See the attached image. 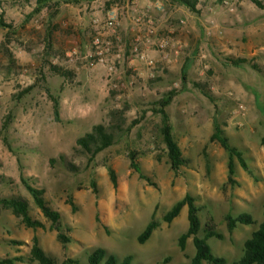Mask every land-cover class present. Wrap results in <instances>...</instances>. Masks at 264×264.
<instances>
[{
	"label": "rangeland",
	"instance_id": "rangeland-1",
	"mask_svg": "<svg viewBox=\"0 0 264 264\" xmlns=\"http://www.w3.org/2000/svg\"><path fill=\"white\" fill-rule=\"evenodd\" d=\"M133 1L119 0L117 3L116 14L123 40L133 38L131 20L139 15L154 19L157 31L144 48L147 54L144 60L126 55L119 60L112 58L115 71L111 75L100 65L89 67L84 60L77 64L68 61V54L74 50L83 54L89 50L84 33L67 41L62 33L55 34L58 45L66 49V65L79 67L77 77L71 82L61 77L49 79L53 93L59 99V122L54 119L52 102L39 87L20 101L13 98L16 82L24 87L33 82L30 72L38 66L37 55L41 48L29 51L26 45L32 37V29L40 30L48 18V10L25 23L19 28L16 40H12L13 52L24 70L16 82L0 81V129L4 115L11 112L7 136L13 150L10 151L0 139V196L30 198L20 180L24 177L35 187L45 189V198L51 206L59 208L62 222L70 225L73 233L66 250H62L55 231L48 229L49 223L46 229L34 231L22 226L11 211L1 210L0 257H27L32 237L37 235L45 252L58 258L59 262L67 256L85 264L87 255L95 247L102 246L119 259L130 255L131 264H188L195 254L193 238H188L185 250L178 245L180 235L188 228L187 207L172 222L162 221L145 243L138 242V236L152 216L161 221L164 214L188 193L201 208L199 236H204L206 217L212 215L223 239L213 237L208 243L216 255L226 259V264H234L242 254L245 239L263 221L264 116L259 103L264 104V11L246 0H225L226 3L224 0L221 3L206 0L199 15H193L183 7L170 8L163 0ZM4 2L6 20L19 27L32 7L26 3L10 5L9 0ZM75 13L82 14L81 11L66 10L59 19L62 16L65 22L70 21ZM84 13L87 15L84 20L77 21L87 27L85 33H88L91 17H107L90 11ZM59 19L57 17L56 21ZM173 36L182 39L183 47L178 55L166 61L161 58L160 44ZM3 38L4 31L0 30V41ZM168 51L172 53V50ZM237 56L253 60L250 64L256 63L258 68H252L249 63L237 68L224 66L227 57ZM186 59L191 60L190 80L200 81L207 76L215 102L189 85L167 107L176 140L189 159L178 174L171 170L166 159L158 162L153 154H149L141 158V168L153 184L141 180L129 169L124 141L105 150L95 167L85 156L74 154L77 137L105 120L106 99L111 88L121 92L115 99L117 106L124 101L130 104L128 116L131 121L139 117L141 108L157 100L163 92L182 87L180 75ZM158 60L166 63L163 68L167 71L159 72L161 80H154V63ZM122 82L126 83L123 89ZM215 117L230 144L243 153L250 168V172L244 170L235 159L234 186L224 187L227 152L219 144L209 142ZM157 122L158 118L149 111L133 127L129 136L138 148H164L161 138L151 140ZM103 157H109L117 173L116 189L106 168L99 163ZM51 158L55 159L54 167L50 164ZM63 158L72 160L80 172L68 170ZM90 176L96 181V194L77 189L78 185L88 183ZM65 191L73 195L76 211L65 203ZM30 207L31 215L44 222L39 211L32 204ZM244 212L252 216L254 223L238 224L233 233H229L225 215L237 216ZM12 240L22 244L11 245ZM166 258H169L168 262H165ZM20 264L39 263L25 261Z\"/></svg>",
	"mask_w": 264,
	"mask_h": 264
},
{
	"label": "trees",
	"instance_id": "trees-1",
	"mask_svg": "<svg viewBox=\"0 0 264 264\" xmlns=\"http://www.w3.org/2000/svg\"><path fill=\"white\" fill-rule=\"evenodd\" d=\"M5 0H0V30L4 31V38L0 41V75L1 82L14 81L23 72V66L15 56L12 49V40H16V34H18L19 28L28 24L34 16L41 15L44 11L48 10V18L43 22L40 30L32 29L31 38L28 40L26 49L31 51L35 48H41L38 52V66H35L30 74L33 77V82L27 84L25 87L15 84V93L13 98L15 101H20L26 95H29L35 88H40L47 95L52 102L53 115L55 121H60L59 112V99L53 93V88L49 82L52 77H61L66 82L73 81L77 77V70L74 67H70L65 63L66 49L62 45H58L55 38L56 33H62L64 39L70 40L77 34L83 36V29L81 32L79 26H73L69 24L63 26L56 18L61 14V7L63 4L80 5L83 0H9L10 5H22L26 3L30 5L31 11L28 12L23 20V23L16 27L5 18L4 6ZM170 8L183 7L193 15H199L202 11V7L205 6L206 0H163ZM219 3L223 0H218ZM241 1V0H240ZM251 2L255 7L264 11V0H246ZM25 26V25H24ZM123 38V37H122ZM19 41V40H18ZM130 39H127V46L125 55L128 57L131 54ZM68 59V58H67ZM248 58L237 56L227 57L224 62L226 67H242L244 64L252 62ZM191 60L186 59L181 69V82L182 87H172L169 90L163 92L159 98L152 101L146 108H141V112L138 118L129 120L128 113L131 106L128 102L124 101L121 105L117 106L115 99L121 94L120 91L115 88L109 90L106 107L105 120L94 124L91 128L77 137L76 145L73 148L75 155H83L87 158L89 164L95 167L98 162L99 156L107 149L115 145L119 141H124L126 144L125 156L129 160V169L132 173L137 174L141 180L146 183H151L150 178L145 175L141 168V158L143 156L153 154L156 161L161 162L164 159L170 165L171 170L178 174L182 167L187 166L189 159L184 156L183 150L180 148L176 137L174 135V127L170 119V115L167 112V107L173 102L180 92L190 85V88L198 91L212 103L215 102V98L211 92V82L208 77L205 76L203 80L191 81L188 75V71L191 65ZM165 62L158 60L154 63V80H161L162 77L159 72L166 73L167 69L163 68ZM254 69L258 68L256 63L250 64ZM211 74V71L209 72ZM260 110L264 116V104L259 103ZM158 118V122L155 124L154 133L152 136V142L161 138L160 143L163 144V149L156 147V151L153 152V148H138L135 142L130 138V133L133 127L142 119H144L148 112ZM12 122L11 112L7 113L3 117L2 127L0 129V139L4 142L5 146L12 150L11 143L8 140L7 131ZM210 143L219 144L228 154L227 164V179L224 183V187L227 185L234 186L235 180V159H237L240 166L250 172V168L243 157V153L236 147L232 146L229 142V138L225 135L221 124L217 118L213 119V132L209 138ZM205 147L204 152H206ZM63 162L66 168L72 172L79 173L80 168L72 160L66 161L63 158ZM99 163L103 164L109 175V179L116 189L118 187V176L110 163L109 157H103L99 160ZM50 164L54 167L55 159H50ZM92 167V168H93ZM91 168V169H92ZM22 185L26 189L29 197L16 195L11 197L0 196V211L9 210L11 213L20 219V223L27 229L36 231L37 229H46V224L49 223L48 229L55 231L56 239L62 247V250H66L67 245L71 242V235L73 228L70 225H66L62 222V215L59 208L51 206L49 201L45 198V189L35 187L24 177L20 178ZM79 191H92L97 193V185L95 179L90 176L89 182L78 185ZM65 193V203L69 204L73 211L77 210V206L74 202L73 195L67 191ZM31 204L39 211L44 217L45 221H41L31 215ZM187 207V219L188 228L182 233L178 239V245L181 250L186 249V243L188 238H193L195 246V254L188 264H226V259L222 256L216 255L210 247L208 240L210 238L223 239V235L218 231V222L212 215H208L203 227L204 236H199L201 227L199 213L201 208L195 203V198L190 194L177 201L170 210L164 214L162 220L155 219L152 216L147 223L144 230L138 236V242L140 244L145 243L153 231L159 227L162 221L170 223L181 212V210ZM225 221L229 233H233L238 224L250 225L254 223L252 216L249 213H240L237 216H233L231 213L225 215ZM11 245H20L21 241L12 240ZM25 261L37 262L39 264H83L78 259L65 256L61 262L58 258L48 255L39 243L37 235L32 237V244L27 257L18 255L15 257H0V264H20ZM169 258L165 259L168 262ZM132 257L126 255L122 259H119L115 254L108 252L104 247H95L88 255L85 264H131ZM185 264V263H181ZM234 264H264V219L259 224L258 228L254 230L250 237L243 242L242 254Z\"/></svg>",
	"mask_w": 264,
	"mask_h": 264
},
{
	"label": "built area",
	"instance_id": "built-area-1",
	"mask_svg": "<svg viewBox=\"0 0 264 264\" xmlns=\"http://www.w3.org/2000/svg\"><path fill=\"white\" fill-rule=\"evenodd\" d=\"M138 0H134L133 3H137ZM224 3L225 0H224ZM132 23L133 38L130 41L132 56L144 60L147 56L144 48L149 44L153 35L156 34V25L154 19L151 17L137 16ZM180 23H184L181 21ZM184 28V26L182 27ZM121 23L119 17L116 14V10L110 11L105 19L99 17H93L89 22L88 28V41L89 50L83 54L79 50H74L68 54L67 58L69 62H75L84 60L89 67L102 66L111 75L115 71V65L112 58L115 60L122 59L125 56L127 42L123 40L120 34ZM188 33H190L188 31ZM160 47H162L161 58L169 61L174 55H178L183 47V41L180 37L173 36L172 39H164ZM172 50V53L168 50ZM152 62L150 61V64ZM76 69L79 67L75 65ZM126 87V83H121V88Z\"/></svg>",
	"mask_w": 264,
	"mask_h": 264
},
{
	"label": "crops",
	"instance_id": "crops-1",
	"mask_svg": "<svg viewBox=\"0 0 264 264\" xmlns=\"http://www.w3.org/2000/svg\"><path fill=\"white\" fill-rule=\"evenodd\" d=\"M118 1L119 0H83L80 5L63 4L62 7H61V13H64V11L66 12V10L74 11V12L77 11L78 13H80V11H81L82 14H80V16H78L75 13L74 15H76V16L73 19H71V20L75 19L74 22L76 24V27L79 26L80 32H81L83 29L86 30V28H87L85 26L84 27L81 26L80 22H78L79 20H84L83 18L87 16L84 12L90 11V12L95 13L97 16L105 17V15H107L110 11H113V10L117 11V9H118V6H117ZM139 16H141V15H139ZM93 17H91V19ZM70 21L65 22L64 19L62 18V16L59 19V22L62 25H66V26L68 24H73L74 25V22H70ZM88 28H89V26H88ZM81 33H84L85 34V40L86 39L88 40V37H89L88 33H85L84 30ZM77 35H78V37L81 36V34H77ZM79 39L80 38H78V40Z\"/></svg>",
	"mask_w": 264,
	"mask_h": 264
}]
</instances>
